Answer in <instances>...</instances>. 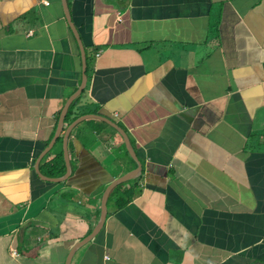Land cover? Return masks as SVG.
Listing matches in <instances>:
<instances>
[{
  "label": "crops",
  "instance_id": "crops-1",
  "mask_svg": "<svg viewBox=\"0 0 264 264\" xmlns=\"http://www.w3.org/2000/svg\"><path fill=\"white\" fill-rule=\"evenodd\" d=\"M65 2L57 135L60 0H0V264H64L135 162L68 264H264V0Z\"/></svg>",
  "mask_w": 264,
  "mask_h": 264
},
{
  "label": "water",
  "instance_id": "water-1",
  "mask_svg": "<svg viewBox=\"0 0 264 264\" xmlns=\"http://www.w3.org/2000/svg\"><path fill=\"white\" fill-rule=\"evenodd\" d=\"M60 3H61V7H62V12H63V15H64V18H65V21L70 29V32L75 40V42L77 43L76 45H78L79 47V52H80V63H81V78H80V82H79V85L78 87L76 88V90L68 97V99L66 100V102L64 103L60 113H59V116H58V120H57V127H56V132H57V135L59 133V130H60V126L62 124V121L64 119V116L66 114V111L69 107V105L72 103L73 100H75L79 94L81 93V91L83 90L84 86H85V81H86V77H85V57H84V53H83V48L80 46L78 40H77V33L75 31V29L73 28V26L71 25V22H70V17H69V13L67 11V7H66V2L65 0H60ZM82 119L85 118V117H81ZM80 121V118H77L75 119L74 121H72L66 131L64 132V136H63V140H62V150H63V159H64V163H65V168H66V172H67V169H68V164H67V158H66V153H65V139L67 137V134L69 133V131L72 129L73 126H75L78 122ZM104 122H106L111 128H113L114 130H116L118 133H120L122 139H123V144L125 146V149L127 151V153L130 155V157L133 158V152L130 148V145L125 137V135H123L122 131H120L115 125L113 122L109 121V120H103ZM55 136V135H54ZM51 146V143L48 144V146L46 147V151L49 150ZM45 151V152H46ZM42 157V156H41ZM134 159V158H133ZM136 163V168L124 175H122L121 177L111 181L110 183H108V185L104 188L102 194H101V197H100V206H99V219H98V222L97 224L95 225V227L92 229V231L90 232V234L83 238L81 242L77 243L76 245H74L67 257V259L65 260V263L64 264H68L69 263V259H70V256L71 254L73 253V251L80 245L82 244L83 242L87 241L89 238L93 237L98 231L99 229L101 228V225L104 221V218H105V210H106V201H107V198H108V195L109 193L119 184L123 183V182H126V181H129L131 179H133L136 174L139 172V169H140V166L137 162ZM136 170V171H135ZM34 171L35 173L43 178L44 180H56V179H50V178H45V177H42L41 174L38 172L37 170V162L35 163V166H34Z\"/></svg>",
  "mask_w": 264,
  "mask_h": 264
},
{
  "label": "trees",
  "instance_id": "trees-1",
  "mask_svg": "<svg viewBox=\"0 0 264 264\" xmlns=\"http://www.w3.org/2000/svg\"><path fill=\"white\" fill-rule=\"evenodd\" d=\"M82 92H83V90L81 91V93H80V95L82 94ZM79 98V96L69 105V107H68V110H67V114H68V112L70 111V109H71V107L73 106V104L77 101V99ZM67 116V115H66ZM48 164L49 165H54V163L51 161V162H48ZM54 175V174H53ZM119 186H117V187H115L112 191H111V193H110V195L118 188Z\"/></svg>",
  "mask_w": 264,
  "mask_h": 264
},
{
  "label": "built area",
  "instance_id": "built-area-1",
  "mask_svg": "<svg viewBox=\"0 0 264 264\" xmlns=\"http://www.w3.org/2000/svg\"><path fill=\"white\" fill-rule=\"evenodd\" d=\"M10 255H11V256H16L15 251H11V252H10Z\"/></svg>",
  "mask_w": 264,
  "mask_h": 264
}]
</instances>
